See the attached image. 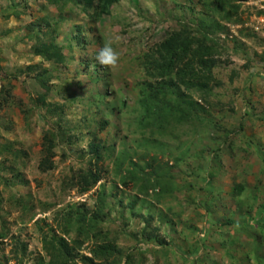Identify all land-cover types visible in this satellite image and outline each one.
<instances>
[{"label":"rangeland","instance_id":"374dc122","mask_svg":"<svg viewBox=\"0 0 264 264\" xmlns=\"http://www.w3.org/2000/svg\"><path fill=\"white\" fill-rule=\"evenodd\" d=\"M62 10L60 21L44 1L0 0V88L11 91L0 104V163L21 175L0 171V264H49L45 245L59 238L75 253L79 215L97 213L102 239L76 250L95 264L90 251L104 237L129 255L118 264H264V240L247 227L264 221V0H119L98 21L71 4ZM45 18L60 22L53 41L27 39ZM199 18L218 44L215 82L201 93L171 79L202 109L189 121H154L141 97L157 82L152 48ZM49 42L64 65L35 57ZM105 42L119 53L114 70L96 61ZM47 157L54 168L41 172ZM90 174L100 182L83 193ZM227 221L235 224L219 227Z\"/></svg>","mask_w":264,"mask_h":264},{"label":"trees","instance_id":"16d2710c","mask_svg":"<svg viewBox=\"0 0 264 264\" xmlns=\"http://www.w3.org/2000/svg\"><path fill=\"white\" fill-rule=\"evenodd\" d=\"M45 2L46 5L54 6L57 11H60L59 17L62 20V6L71 4L74 7H79L80 12L85 14L86 18L91 21H98L103 15H108L112 6H114L119 0H33ZM219 1V0H216ZM241 0H232V2H238ZM47 18V17H46ZM42 19L35 23H30L32 28L29 34L26 36L27 39L32 40L33 38H40L43 35L53 41L56 29L59 26L58 23L51 25V21L48 19ZM57 26V27H56ZM211 25L208 21L203 18L194 19L190 24H187L186 28L178 33L176 36H168L160 43L155 45L152 50H154V59H152V66L148 70L151 76L156 79V83L149 84L146 89L141 92V97L144 100L146 106L150 102V111L153 115V120L156 121L161 119L162 121H167L168 119L177 118L178 122L189 121L192 119L193 115L202 108L197 107V105L192 101L185 98L182 93H179L172 84L171 79H175L180 84L186 87V91L190 89H197L196 92H205L209 86L215 82V78L212 75L213 67L216 61L214 56L216 55L215 49L218 44L210 39ZM76 44L81 45L83 39L77 33ZM51 41V42H52ZM51 42L41 43L38 48L35 49L34 55L40 58L42 61L48 64L64 65L65 56L62 54L59 47L55 46ZM39 67V66H38ZM37 66L26 67L29 72H34L38 69ZM1 71V67H0ZM107 74V73H106ZM41 80L39 84L45 92L50 90L49 84H51V73L47 69H42L39 73ZM169 80L165 83V80ZM189 82V84H188ZM173 97L170 100H166V97ZM11 98V91L6 87L0 88V104H4L6 100ZM201 98H204L201 95ZM1 106V105H0ZM162 106V109L160 108ZM239 132L241 131V126L239 127ZM45 138V137H44ZM46 141V139L44 140ZM45 149V147H44ZM97 149L94 151L97 156L99 153ZM51 147L48 148L50 152ZM15 158V156L13 155ZM18 170V165L6 166V162L0 163L1 172H11L16 179H20V173H14V167ZM53 163L50 158H44L39 162L38 169L41 172H46L47 170L53 169ZM15 170V171H16ZM0 172V173H1ZM5 181V180H4ZM82 185L81 191H90L93 187L100 182V178L96 175H83L79 180ZM3 183V177L0 175V184ZM243 187L241 185H235L234 192L236 195H240ZM100 216L97 215L92 219H86V216L79 215L77 219L76 226V238L72 241L73 245L77 249L81 248V245L87 240H97L102 239V236L98 232V221ZM253 223L249 225L248 228L258 229V234L262 241L264 240V221L258 223V220H252ZM235 223L233 221H227L219 224V227L225 229L230 228ZM209 226V224H208ZM207 226V231L209 232ZM246 227V226H245ZM235 230V229H234ZM68 229L63 230V235H68ZM104 239L106 241L104 242ZM234 242L232 237L229 235L225 238L222 246H230ZM114 242L109 240L107 237L103 238V242L95 245V248L90 251L92 256L99 261L97 264H118L120 261L123 263H128L130 260L129 255L122 254V251L114 246ZM262 242L261 245L262 246ZM49 247L50 260L49 264H66L67 261H75L78 259L81 264H95L94 260L85 256L78 255V251L70 248L68 243L63 239L59 238L55 243H49L45 245L47 249ZM24 252V250L21 248Z\"/></svg>","mask_w":264,"mask_h":264},{"label":"clouds","instance_id":"9594fccd","mask_svg":"<svg viewBox=\"0 0 264 264\" xmlns=\"http://www.w3.org/2000/svg\"><path fill=\"white\" fill-rule=\"evenodd\" d=\"M119 59V53L110 42H105L96 55V61L109 70H114L119 66Z\"/></svg>","mask_w":264,"mask_h":264}]
</instances>
